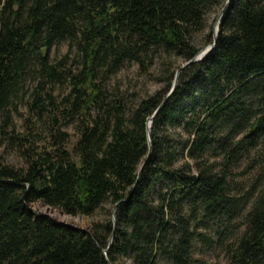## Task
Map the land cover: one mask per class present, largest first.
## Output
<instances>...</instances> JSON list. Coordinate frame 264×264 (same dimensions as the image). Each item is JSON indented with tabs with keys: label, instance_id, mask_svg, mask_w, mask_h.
Here are the masks:
<instances>
[{
	"label": "trees",
	"instance_id": "trees-1",
	"mask_svg": "<svg viewBox=\"0 0 264 264\" xmlns=\"http://www.w3.org/2000/svg\"><path fill=\"white\" fill-rule=\"evenodd\" d=\"M225 2L0 0V136L34 81L22 168L0 162V264H218L193 257L196 243L214 245L202 233L210 224L219 242L233 238L225 264H264V189L245 211L230 194L242 157L264 165V0H229L213 50L181 69L152 119L146 159V121L170 89V60L198 53L192 37ZM62 42L71 57L50 62ZM157 59L159 91L136 99L106 89L124 65L145 75ZM54 84L64 94L54 96ZM39 122L47 134L34 145ZM31 205L104 212L84 231Z\"/></svg>",
	"mask_w": 264,
	"mask_h": 264
},
{
	"label": "rangeland",
	"instance_id": "rangeland-1",
	"mask_svg": "<svg viewBox=\"0 0 264 264\" xmlns=\"http://www.w3.org/2000/svg\"><path fill=\"white\" fill-rule=\"evenodd\" d=\"M224 4L220 8L215 9L207 15L204 30L192 37L191 45L195 49L202 51L204 47L212 43V34L215 32V30L218 31V25L220 23L218 22V16ZM68 53L71 57L73 49H69L67 44L62 42L51 47L48 53V59L50 62H54ZM183 63L184 61L181 59L170 60L169 72L174 71L175 73V71ZM163 70L164 69L158 59L145 75L139 73L137 67L134 64H127L124 65L118 73L111 76L106 81L105 87L111 92H119L120 94L124 95V97L129 98V96H133L136 99H141L152 95L154 92L163 88L164 85L162 80H159L161 77H164L162 74ZM33 85L34 81L29 79L26 80L22 85L21 90L17 94V98L13 101L15 110H10V123L3 128L4 136H0V162L11 165L14 168H22V162L17 152V144L21 138L26 137L25 133L27 130H25L24 119L27 117L26 106ZM52 87V94L54 96L62 95L65 92L63 86L61 87L59 84H54ZM45 126L46 122L45 124L42 122L37 123L35 133L38 135H36V137L33 139L34 145H39V143H41L46 137L47 126ZM62 130L69 135H73V126L70 124L64 126ZM253 156V153L249 152L247 157H242L233 170H231V177L234 183L230 194L233 193L237 197H241V201L239 203L240 206L242 203V210L244 211L248 208L252 199L260 194L264 189V170H262L261 166L263 164L258 163L256 165L253 164L252 166L248 165L253 159ZM262 162L264 163V160ZM30 208L34 213L44 214L54 221L62 222L67 225L80 228L84 231L89 230L92 222L101 219L104 212L102 210L96 211L90 217H69L61 214L57 210L47 209L44 206L31 205ZM103 209H109V205H105ZM233 223L234 221L230 224ZM215 228L216 226L210 224L208 228L202 230V233L213 240L214 245L209 249H201L199 244L196 243L193 250V257L202 259L206 262L225 264L226 259L224 248L233 240V238H231V234L229 238L228 232H225L221 242H219V240L216 239V236H214ZM227 230H229V227H227ZM197 231H200V228H198Z\"/></svg>",
	"mask_w": 264,
	"mask_h": 264
},
{
	"label": "water",
	"instance_id": "water-1",
	"mask_svg": "<svg viewBox=\"0 0 264 264\" xmlns=\"http://www.w3.org/2000/svg\"><path fill=\"white\" fill-rule=\"evenodd\" d=\"M228 2L229 0H226L223 8L221 9V12L218 16V22H221L222 20V16L228 6ZM217 25V24H216ZM216 37H217V31L215 30V32L212 34V43L206 47L203 48L204 52L202 51H199L192 59H190L189 61H186L184 62L174 73V76H173V81H172V84L170 86V89L169 91L167 92V94L165 95L162 103L157 107V109L153 112V114L147 119L146 121V139H147V145H148V152H147V155H146V159L149 157L150 155V137H149V129H150V124H151V121L152 119L157 115V113L159 112L161 106L168 100V98L170 97L174 87H175V84H176V79H177V76L179 74V72L181 71V69L186 66V65H189V64H192V63H195V62H199L201 61L206 55H208L214 48V45H215V41H216ZM142 167V166H141ZM141 167L138 171V173L140 172L141 170ZM111 222H112V225H114V209H112V212H111ZM62 223V222H60ZM65 224V223H63ZM67 225V224H66ZM111 241V237L109 238L108 240V244L110 243ZM103 253L105 254V251H103Z\"/></svg>",
	"mask_w": 264,
	"mask_h": 264
},
{
	"label": "bare ground",
	"instance_id": "bare-ground-1",
	"mask_svg": "<svg viewBox=\"0 0 264 264\" xmlns=\"http://www.w3.org/2000/svg\"><path fill=\"white\" fill-rule=\"evenodd\" d=\"M202 52H204V50H202Z\"/></svg>",
	"mask_w": 264,
	"mask_h": 264
}]
</instances>
